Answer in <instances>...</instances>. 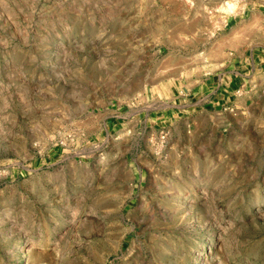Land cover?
<instances>
[{
	"label": "rangeland",
	"instance_id": "374dc122",
	"mask_svg": "<svg viewBox=\"0 0 264 264\" xmlns=\"http://www.w3.org/2000/svg\"><path fill=\"white\" fill-rule=\"evenodd\" d=\"M0 264H264V0H0Z\"/></svg>",
	"mask_w": 264,
	"mask_h": 264
},
{
	"label": "bare ground",
	"instance_id": "6f19581e",
	"mask_svg": "<svg viewBox=\"0 0 264 264\" xmlns=\"http://www.w3.org/2000/svg\"><path fill=\"white\" fill-rule=\"evenodd\" d=\"M223 9H224L225 13L228 15H232V14L237 12L235 4L232 2H228V3L224 4Z\"/></svg>",
	"mask_w": 264,
	"mask_h": 264
}]
</instances>
